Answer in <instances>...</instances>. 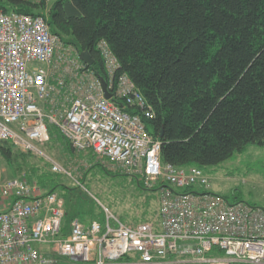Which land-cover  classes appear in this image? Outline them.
<instances>
[{"label":"built area","instance_id":"obj_1","mask_svg":"<svg viewBox=\"0 0 264 264\" xmlns=\"http://www.w3.org/2000/svg\"><path fill=\"white\" fill-rule=\"evenodd\" d=\"M69 46L46 16L0 8V140L71 175L43 150L53 126L76 151L113 162L147 187L161 184L159 217L134 227L110 213L104 223L66 224L57 192L25 174L0 180V264H264V208L231 203L200 167L164 163L162 142L146 126L154 110L126 73L117 75L108 44L99 48L110 99L80 56L68 57Z\"/></svg>","mask_w":264,"mask_h":264},{"label":"trees","instance_id":"obj_2","mask_svg":"<svg viewBox=\"0 0 264 264\" xmlns=\"http://www.w3.org/2000/svg\"><path fill=\"white\" fill-rule=\"evenodd\" d=\"M44 5L0 0L5 11L46 16L51 31L79 53L89 51L90 68L107 79L105 41L117 75L126 73L154 110L146 126L162 142L164 163L205 169L251 144L264 146V0H56L48 15ZM15 149L0 140L9 164ZM49 174L35 181L56 192ZM71 218L67 212L66 224Z\"/></svg>","mask_w":264,"mask_h":264},{"label":"rangeland","instance_id":"obj_3","mask_svg":"<svg viewBox=\"0 0 264 264\" xmlns=\"http://www.w3.org/2000/svg\"><path fill=\"white\" fill-rule=\"evenodd\" d=\"M29 1L37 4L44 2L45 15H48L56 0ZM68 48V57L75 56V46ZM51 131L53 136L43 150L71 175L49 174L53 173L51 165L42 156L31 153L22 156L19 155L22 151L15 149L16 156L10 164L0 153V178L6 180L31 172L34 181H38L37 175L47 174L48 171V188L54 187L64 198L68 215L78 218L84 224H89L93 219L104 223L108 213L130 227L158 220L163 195L161 184L155 188L141 186L136 174L126 172L92 152L76 151L68 146L55 127L52 126ZM204 171L210 177L212 190L226 196L231 203L264 208V146L251 144L245 151L236 152L227 160L207 167ZM111 222L115 223L114 218Z\"/></svg>","mask_w":264,"mask_h":264},{"label":"water","instance_id":"obj_4","mask_svg":"<svg viewBox=\"0 0 264 264\" xmlns=\"http://www.w3.org/2000/svg\"><path fill=\"white\" fill-rule=\"evenodd\" d=\"M80 58L88 66H91L95 62L94 58L92 57V55L90 54L89 51L81 52ZM100 80H101V84H102V89L104 91V96L107 99L112 98V93L108 90V86H107V82H106L105 78L100 77Z\"/></svg>","mask_w":264,"mask_h":264},{"label":"crops","instance_id":"obj_5","mask_svg":"<svg viewBox=\"0 0 264 264\" xmlns=\"http://www.w3.org/2000/svg\"><path fill=\"white\" fill-rule=\"evenodd\" d=\"M5 170V169H4ZM5 172V171H4ZM7 174V173H6ZM0 180H4V178H0ZM2 208H5V206L4 205H2ZM86 225H88V224H86Z\"/></svg>","mask_w":264,"mask_h":264},{"label":"bare ground","instance_id":"obj_6","mask_svg":"<svg viewBox=\"0 0 264 264\" xmlns=\"http://www.w3.org/2000/svg\"><path fill=\"white\" fill-rule=\"evenodd\" d=\"M36 1V0H35ZM38 1V0H37ZM99 49V48H98ZM76 50V49H75ZM76 54L80 55V53L76 50ZM102 55V54H101ZM103 58V57H102ZM151 120V119H150Z\"/></svg>","mask_w":264,"mask_h":264}]
</instances>
